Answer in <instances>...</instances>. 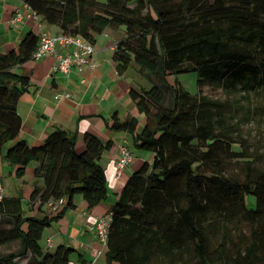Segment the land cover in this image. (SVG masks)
Wrapping results in <instances>:
<instances>
[{"label":"trees","instance_id":"obj_1","mask_svg":"<svg viewBox=\"0 0 264 264\" xmlns=\"http://www.w3.org/2000/svg\"><path fill=\"white\" fill-rule=\"evenodd\" d=\"M25 1L47 25L93 44L106 29H122L117 70L134 63L150 83L129 90L145 117L140 131L135 117L114 114L110 123L152 159L132 172L108 212V264H264L263 155L246 144L227 106L202 92L264 91V0ZM37 44L29 30L0 53V160L15 178L35 162L29 198L0 200V264H71L76 249L49 251L40 244L44 229L76 207V195L88 209L109 197L99 160L111 140L86 132L77 151L76 131L57 128L40 145L19 137L17 106L30 79L15 68L32 60ZM187 71L196 73L195 94L168 81ZM61 198L52 210L48 203Z\"/></svg>","mask_w":264,"mask_h":264},{"label":"crops","instance_id":"obj_2","mask_svg":"<svg viewBox=\"0 0 264 264\" xmlns=\"http://www.w3.org/2000/svg\"><path fill=\"white\" fill-rule=\"evenodd\" d=\"M23 1L0 0V53H7L12 47H16L27 31L32 30L38 34L37 25L31 20L22 21L17 25L10 22L15 9L20 7ZM47 29L50 33L59 31L55 25H47ZM119 30L122 29H106L97 36L90 66L83 70L74 66L69 75L52 73L51 55L27 61L15 68L16 72L27 75L30 79L28 91L21 96L17 106L22 120L19 133L21 139L29 145H40L50 132L58 128L77 132V151L84 148L83 136L86 132L97 135L103 141H112V146L102 153L99 160L106 175L109 191L107 200L88 209L87 203L78 197L77 201L75 200L76 207L68 209L63 217L68 219L62 218L63 223L58 222L57 233L53 235L54 241L50 237L46 238V247L50 244L53 246L55 241L59 244L71 245L82 257L91 259H84L86 264L89 262L102 264L106 261L104 256L96 257V248L101 244L96 233L90 229V225L100 216L108 214L112 203L132 172L144 161L152 159V154L148 155L144 150L136 148L133 151L135 148L131 146L133 137L129 132L110 128L112 117L116 114L121 120L137 118L139 121L137 131H140L145 123V117L129 96V90L131 88L140 90L150 85L134 63L124 71L117 70L112 55L115 41L124 35L123 33L122 36H117ZM82 78L85 79L84 82L81 81ZM65 92L70 93L71 96L55 98L57 93ZM124 142L130 147L133 159L120 176H117L115 167L117 146ZM33 180L15 178L14 167L0 160V183L4 187L5 196L19 195L23 201H26ZM50 230L56 229L52 227ZM44 232L45 229L43 234ZM49 239L50 244H48ZM88 253L95 255L91 256ZM25 262L24 260L23 263Z\"/></svg>","mask_w":264,"mask_h":264},{"label":"built area","instance_id":"obj_3","mask_svg":"<svg viewBox=\"0 0 264 264\" xmlns=\"http://www.w3.org/2000/svg\"><path fill=\"white\" fill-rule=\"evenodd\" d=\"M26 20H31L37 25L38 29V44L32 52L31 59L38 60L46 55L53 57V64L51 66L52 73H61L69 75L74 66L83 70L90 66L91 56L95 51L94 44L89 40L66 34L61 31L56 33H50L47 29V23L25 0L16 8L10 22L13 25ZM85 81L84 78L81 80ZM71 95L68 92L57 93L56 99L62 97L69 98ZM133 155L130 147L126 142L117 146V154L115 157L116 174L120 176L122 171L132 162ZM4 187L0 183V200L4 196ZM64 200L58 199L50 201L48 205L52 210L56 209L59 205H62ZM110 226L109 214L100 216L93 224L90 225V229L93 230L102 246L101 250H98V254H103L104 249L107 247V237ZM48 244L50 241L48 240Z\"/></svg>","mask_w":264,"mask_h":264},{"label":"rangeland","instance_id":"obj_4","mask_svg":"<svg viewBox=\"0 0 264 264\" xmlns=\"http://www.w3.org/2000/svg\"><path fill=\"white\" fill-rule=\"evenodd\" d=\"M116 35L122 36L123 31L119 30V33ZM176 80H178V83L183 87V89L188 91L189 93L195 94L198 91L197 84H196V73L195 72L187 71V72H181L178 75H169L168 76V81L170 83L175 84ZM202 92L207 97H209L211 99L219 100L221 103H224L227 106V110H229V114L234 119L233 121H235L238 124L237 127L239 128L240 135L243 137V139H245L246 144L249 146V148L252 151H256L257 153H261L263 155V158H264V91L259 90V91L250 92V93L230 92L221 86L206 85L203 87ZM131 146H133V148H134L133 143H131ZM135 150H136V148H134L133 151H135ZM145 153H147L148 155L151 154L150 151H145ZM34 165H35V162L32 161L26 167L25 175L23 176V178H25L28 181L30 179L31 180L34 179L33 173H32ZM22 186H23V184H22ZM31 189L32 188H29V190H28V195L26 196L27 199L29 198ZM118 196L119 195H117L116 200L118 199ZM78 197H80V195H76L74 200L77 201ZM249 200H250V207H253L254 198L250 197ZM24 205H25V203L23 202V206ZM112 205H113V203H112ZM50 208L48 207L47 209L50 210ZM63 219H68V217H65ZM63 219H59V221H58L59 224L63 223ZM58 222L57 221L53 222L50 227H47L45 229V232L40 239V244L43 247H46L45 244H46V240H47L46 238L47 237H50L51 240L54 241L53 235H55L57 233L58 226H59ZM52 227L56 230H54V231L50 230ZM51 231H53V232H51ZM49 232H50V234H47ZM49 241H50V239H49ZM57 245H59V242L55 241L53 246H51V244H50L49 246L47 245L46 248L49 251H53ZM15 248L16 247L14 244L6 246V249L13 250ZM96 249H97L96 257H103L105 255L106 249H104L103 254H98V250L102 249L101 245L99 247H97ZM88 255H91V254L88 253ZM94 255H95V253L91 256H94ZM84 259L85 260H91V259L82 257V255H80V252L78 250L73 252L71 257H70L71 264H86V262H84ZM21 262H24V260H22ZM21 262L19 264H22ZM188 263L189 264H195V262L191 258H188ZM102 264H108V262L103 261ZM157 264H171V263L168 260H163V261L161 260Z\"/></svg>","mask_w":264,"mask_h":264}]
</instances>
